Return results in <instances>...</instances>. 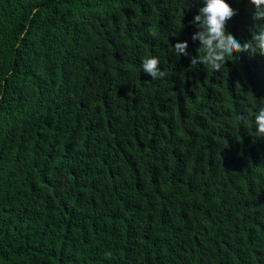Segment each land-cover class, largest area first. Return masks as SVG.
<instances>
[{
  "label": "trees",
  "instance_id": "1",
  "mask_svg": "<svg viewBox=\"0 0 264 264\" xmlns=\"http://www.w3.org/2000/svg\"><path fill=\"white\" fill-rule=\"evenodd\" d=\"M224 2L211 69L207 0H0V264H264V4Z\"/></svg>",
  "mask_w": 264,
  "mask_h": 264
},
{
  "label": "clouds",
  "instance_id": "2",
  "mask_svg": "<svg viewBox=\"0 0 264 264\" xmlns=\"http://www.w3.org/2000/svg\"><path fill=\"white\" fill-rule=\"evenodd\" d=\"M256 5L264 4V0H252ZM205 19L202 21V26L205 31L200 34V39L204 48L202 51H207L208 56L201 58V63L210 66L211 69H218L226 60L233 50L240 51V45L235 41L233 36H225L223 32V24L227 18H230L233 13L230 7L224 0H207V7L201 9ZM199 20L200 17H197ZM259 39V45L264 49V35ZM216 42L215 44L213 42ZM186 45H176L174 50L177 55L183 51ZM245 48L249 45L245 44ZM191 65H196V61L191 60ZM141 70L152 79L162 78L166 75L160 70L159 60L155 57L144 58L141 62ZM259 133L264 134V114L258 116Z\"/></svg>",
  "mask_w": 264,
  "mask_h": 264
}]
</instances>
